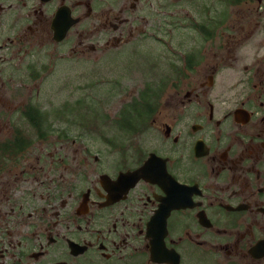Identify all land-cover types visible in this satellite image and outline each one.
<instances>
[{
  "label": "flooded vegetation",
  "instance_id": "af4514ba",
  "mask_svg": "<svg viewBox=\"0 0 264 264\" xmlns=\"http://www.w3.org/2000/svg\"><path fill=\"white\" fill-rule=\"evenodd\" d=\"M178 1L0 0V264H264V0ZM136 55L112 118L36 102Z\"/></svg>",
  "mask_w": 264,
  "mask_h": 264
},
{
  "label": "rangeland",
  "instance_id": "374dc122",
  "mask_svg": "<svg viewBox=\"0 0 264 264\" xmlns=\"http://www.w3.org/2000/svg\"><path fill=\"white\" fill-rule=\"evenodd\" d=\"M174 2V1H173ZM198 2V1H197ZM196 0H183V2H177V4H183V16L179 15L175 19L174 27H183L186 22L192 23L191 20L201 19L202 11L201 7L196 5ZM210 4H213L220 13V16L224 15L225 22H229L228 16L231 12V8L226 5L228 0H209ZM199 4V2L197 3ZM264 5V4H263ZM262 14L258 16V20L261 23L260 27H264V7L262 8ZM189 13V20L184 21V13ZM260 18V19H259ZM173 21V23H174ZM173 27V26H172ZM158 51V48H155ZM162 51V50H161ZM156 55L160 53L156 52ZM164 49H163V54ZM126 58V57H125ZM123 66L125 69L124 74H118L116 64H113V71L108 72V78L104 79H87L86 66L84 64L72 63L68 64H56L50 72H47L43 78V84L41 92L36 99V102L52 107L51 113L58 119H70V120H90L96 119L91 114H107L110 118L115 116L121 104V98L127 93L128 89L140 88L144 81L149 79L147 74H153L156 79L160 78V69L154 70L148 69V64L145 63L148 59L145 57L142 62L137 55L134 58H128ZM161 67L163 66L160 65ZM138 69V70H135ZM146 74L144 75L140 70ZM128 71V72H126ZM161 80V79H159ZM129 96H125V99ZM135 98V96H133ZM65 103H69L67 106H63ZM92 107L94 110L87 112L86 108ZM98 119H101L100 117ZM107 120V119H105ZM110 121V119H108ZM108 122V121H107ZM106 129L109 131L115 130L112 124H107ZM77 131L78 128L76 127Z\"/></svg>",
  "mask_w": 264,
  "mask_h": 264
},
{
  "label": "water",
  "instance_id": "95a60500",
  "mask_svg": "<svg viewBox=\"0 0 264 264\" xmlns=\"http://www.w3.org/2000/svg\"><path fill=\"white\" fill-rule=\"evenodd\" d=\"M62 34H64V31L62 32ZM60 36H62V35H60ZM57 38H61V37H57Z\"/></svg>",
  "mask_w": 264,
  "mask_h": 264
},
{
  "label": "trees",
  "instance_id": "16d2710c",
  "mask_svg": "<svg viewBox=\"0 0 264 264\" xmlns=\"http://www.w3.org/2000/svg\"><path fill=\"white\" fill-rule=\"evenodd\" d=\"M65 104H67V105H68L69 103H65Z\"/></svg>",
  "mask_w": 264,
  "mask_h": 264
}]
</instances>
